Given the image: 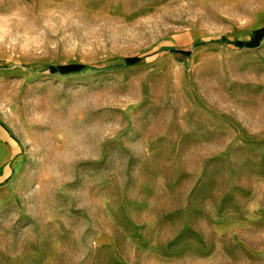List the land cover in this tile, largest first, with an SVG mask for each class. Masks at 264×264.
<instances>
[{"label": "rangeland", "instance_id": "rangeland-1", "mask_svg": "<svg viewBox=\"0 0 264 264\" xmlns=\"http://www.w3.org/2000/svg\"><path fill=\"white\" fill-rule=\"evenodd\" d=\"M0 17V264H264V0Z\"/></svg>", "mask_w": 264, "mask_h": 264}, {"label": "trees", "instance_id": "trees-1", "mask_svg": "<svg viewBox=\"0 0 264 264\" xmlns=\"http://www.w3.org/2000/svg\"><path fill=\"white\" fill-rule=\"evenodd\" d=\"M264 39V27L254 30L249 37L243 40L230 39L228 37L214 38L208 41H203L202 44L210 42H219L235 49H256ZM142 60V57H128L123 59V66L129 67L137 65ZM88 69L96 70L97 68L79 63L62 64L54 67V70L60 75H70L85 72ZM5 181L1 182L2 185Z\"/></svg>", "mask_w": 264, "mask_h": 264}, {"label": "crops", "instance_id": "crops-1", "mask_svg": "<svg viewBox=\"0 0 264 264\" xmlns=\"http://www.w3.org/2000/svg\"><path fill=\"white\" fill-rule=\"evenodd\" d=\"M217 2H236V0H217ZM0 145H2V144L0 143ZM2 146H4V145H2ZM4 148L7 150V152L9 151L8 147L4 146Z\"/></svg>", "mask_w": 264, "mask_h": 264}, {"label": "clouds", "instance_id": "clouds-1", "mask_svg": "<svg viewBox=\"0 0 264 264\" xmlns=\"http://www.w3.org/2000/svg\"><path fill=\"white\" fill-rule=\"evenodd\" d=\"M0 19H3V17H0Z\"/></svg>", "mask_w": 264, "mask_h": 264}, {"label": "bare ground", "instance_id": "bare-ground-1", "mask_svg": "<svg viewBox=\"0 0 264 264\" xmlns=\"http://www.w3.org/2000/svg\"><path fill=\"white\" fill-rule=\"evenodd\" d=\"M47 6V5H46ZM1 190V189H0ZM2 191H3V189H2Z\"/></svg>", "mask_w": 264, "mask_h": 264}]
</instances>
